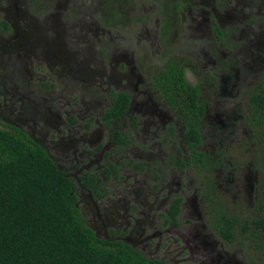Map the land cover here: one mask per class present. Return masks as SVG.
I'll list each match as a JSON object with an SVG mask.
<instances>
[{
    "label": "flooded vegetation",
    "instance_id": "flooded-vegetation-1",
    "mask_svg": "<svg viewBox=\"0 0 264 264\" xmlns=\"http://www.w3.org/2000/svg\"><path fill=\"white\" fill-rule=\"evenodd\" d=\"M64 1L0 0V127L70 178L96 236L166 264H264V0H158L161 40L174 28L201 43L148 75L105 55L110 31ZM169 64L180 86L159 79Z\"/></svg>",
    "mask_w": 264,
    "mask_h": 264
},
{
    "label": "trees",
    "instance_id": "trees-1",
    "mask_svg": "<svg viewBox=\"0 0 264 264\" xmlns=\"http://www.w3.org/2000/svg\"><path fill=\"white\" fill-rule=\"evenodd\" d=\"M178 75L169 64L158 77L168 85L174 82L180 86ZM196 96L194 92L192 103L186 105L200 114L201 103ZM254 97L258 111L264 112V92ZM199 124L193 121L189 126L190 140H199ZM261 221L264 225V219ZM0 264L166 262L149 258L121 241L96 236L76 205L70 178L38 144L17 131L0 127Z\"/></svg>",
    "mask_w": 264,
    "mask_h": 264
},
{
    "label": "rangeland",
    "instance_id": "rangeland-1",
    "mask_svg": "<svg viewBox=\"0 0 264 264\" xmlns=\"http://www.w3.org/2000/svg\"><path fill=\"white\" fill-rule=\"evenodd\" d=\"M47 1L49 0H46V2ZM54 1L62 2L64 0ZM157 1L158 0H69L67 4L70 9L79 7L91 11L88 13L87 20L99 23L102 27L110 31V49H102L94 39L95 37L92 34L88 35V38L93 40L98 49L101 48L105 55H107V52L110 55L111 51L115 50L117 53L126 54L128 59L135 58L141 61L146 60V64L149 68L146 67L142 69V72L148 75L156 72V69H158L169 57L168 53H170L171 56L177 55L179 58L187 57L194 59L193 55L200 49L201 43V38H198V36H183L180 35V32H177L180 30H175L174 28L171 29L167 38L168 40H166V42L162 41V30H160L162 24L157 23L158 12L156 8H160L156 6ZM165 1H167L168 4L171 3L169 0ZM111 5H113V8L110 7ZM114 5H116V7H114ZM68 7H64L63 20L65 19L64 15L69 14ZM98 7H100L101 11H99ZM154 10L156 12H154ZM163 10H165V8H163ZM166 10H168V8ZM113 13L119 15L113 17L112 20L107 23L108 16H110V14L113 15ZM99 16L103 19L99 18ZM159 19H161L160 16ZM54 21L57 25L58 21L56 19H54ZM134 54L137 57H135ZM209 130H212V128L209 125L205 126V139H208L206 132H209ZM232 130V128H228L229 132ZM244 130L245 128L242 126L235 129L236 132H243ZM205 142L209 143L208 140ZM203 144L206 146L205 143ZM194 175V172H190L189 174V176L192 177ZM80 204L84 209L85 203H81L80 200ZM237 250H239V256L242 257V253L248 249L237 247Z\"/></svg>",
    "mask_w": 264,
    "mask_h": 264
}]
</instances>
